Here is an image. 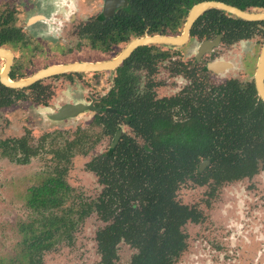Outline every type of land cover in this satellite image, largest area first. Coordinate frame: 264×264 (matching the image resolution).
I'll use <instances>...</instances> for the list:
<instances>
[{
  "label": "flooded vegetation",
  "instance_id": "1",
  "mask_svg": "<svg viewBox=\"0 0 264 264\" xmlns=\"http://www.w3.org/2000/svg\"><path fill=\"white\" fill-rule=\"evenodd\" d=\"M69 1L70 4L67 0H64L66 4L65 7L62 8L53 2L51 4L54 6L53 9L57 11L59 10L61 13L64 10H69V13L73 12V10L76 12V8H72L74 5L73 1ZM103 1V8L95 15L89 16L82 21L77 22V16L75 13H73L74 18H72L70 15H66V11H64L63 13L65 15L59 19L61 21L58 23V25L61 26L60 28L62 31L65 29V26H73V24H77L73 30V34L79 39H84L89 42V46L83 48L86 51L99 50L100 53L104 55L110 52L115 46L125 44V47L114 56L108 55L109 57L105 56L104 58L97 60H68V62L41 65L40 57L44 56V48H42V45L48 46L47 51L50 52L51 55L61 52L62 49H64L63 45H60L61 42L58 40L63 35L57 36L51 29V27L56 22V15H53L52 13L51 18L49 19L45 15L47 13L40 11L41 8L45 7L46 2H44V4L39 7H35L33 4L31 5V9L37 8L41 13L30 17L28 24L25 27H22L21 24L16 22L15 8L7 7L0 12V48H4L10 52L9 54H6L8 58L6 56H0V94L5 95V103L0 106V113L2 109L10 107L18 101H29L30 103H35L38 105L42 104L45 107H48L51 111L47 113V116L53 120H69L72 118H77L80 115L86 114L88 112L94 114L93 118L88 124V127H80L76 136L77 138L75 137L72 139V141H69L66 148L58 147L55 149V151H53L57 165L54 168V173L49 176H55L57 169L62 171L60 174L61 177L59 179L64 181L68 187L67 197L60 207L54 208L51 211L46 210L43 212L45 215H50V212H52L56 216L63 218L64 221L70 220V222L67 224V226H63L65 228L60 229L59 233L55 230L54 226L52 227L53 235L49 239V243L38 249V253L33 255L31 263L29 262L30 257H28L23 261H12V264H45V254L55 249L63 242L72 244L78 226L92 213H96L98 217L103 222H105V225L99 228L95 235L100 259L94 264H119V250L122 243L130 245L136 250L133 253L129 264H176L182 254L189 247V233L186 229V226L189 223L199 224L206 219V214L199 207V205L188 204L179 199L178 193L183 185L187 184L188 182H192L198 186L209 185L211 189L207 195L210 198L214 197L216 191L219 190L224 184L235 181L238 182L243 179H252L255 175L259 174L264 167V156L261 155L262 152H258L260 156L256 157L254 170L249 171L251 174H246V172H248L247 170L244 174H241L238 177L226 176L225 174L221 179L209 177L206 181H203L200 179V173L205 172L211 166V160H200L194 171L189 173V176L184 180L177 182V185L173 190V194L171 196L172 202L169 203L166 208L167 212L164 213V215L172 216L170 231L166 232L167 230L165 229V225L169 224H163L156 221L154 228L158 230L159 226H161V228L158 230L159 235L157 234V239L160 243L164 244V248L157 249L155 252H152L150 255V259L152 261L148 260V248L150 247L148 245L150 240L148 234L151 232V230H148V228L152 227L154 217L156 216L155 219H158L161 217V214H147L146 211H149V209L145 208L147 204L145 203V205L142 206L140 198H137L135 194L128 195L124 193L121 195L120 193H117V190H115V193L112 194L114 199H109L107 196L108 193L106 194V191L110 190L109 188L111 185L106 183V181H104V176L101 175L104 168L103 170L95 169L93 166L90 167L89 165L94 160L105 158V154H110L112 151L116 152L114 149H116V147H118L122 141L124 142L126 137L134 139V142L140 146H143L146 143L143 138L145 136L141 134L134 126H132V124H130L128 121V114L124 109L121 108L125 95H127L129 90L134 91L138 95H141L145 92L148 93L149 91L153 93L156 100H169L170 103H167V107L163 110L161 109V112L168 116L172 126L176 122L181 125L196 123L199 117H202V121L205 123L214 122L219 116V118L223 120L225 115L234 114V111L236 110L234 105L236 107L242 105L244 109L247 108L245 121H260L259 125H262L260 126L261 132L258 134V136L264 137V117L261 114L257 116L261 108H264V99L258 92L256 81L259 59L264 46V20L249 21L222 10V12H219V15L222 16L220 18L221 24L217 25L214 23L216 14L212 15V21L214 22H210L209 25H207L205 21H202V23H197L202 15L208 11L207 10L194 22L186 43L181 45L150 43L139 46L127 59H125L114 69L72 70L55 73L46 77L38 78L32 83L25 85L22 84L17 87L10 86L1 80V74L6 69L7 59L10 57V67L6 71V74L8 75L7 80L9 82L18 83L21 80H28L38 72L55 65L74 64L80 62L99 63L112 60L116 58L132 40L138 37H143L146 35H180L183 32L187 17L193 5L204 0L194 3L188 9L187 13L179 18V21L174 28L167 27L165 30L161 29L159 31H152L148 30L147 28L143 34H132L128 39L121 40L119 42H114L110 34H106L105 24L109 19L114 17L118 11L129 6L130 0H127V4L117 7L112 14L106 13L107 1ZM243 10L260 12L256 11L254 8H247ZM39 23L44 26V30H39ZM30 26L34 27L33 39H30L26 34V29ZM218 27L220 28V31L217 30ZM260 35H263V43L256 62L253 59H250L244 65L246 66V69L248 68L246 72L248 71L249 73H251L252 68H255L250 74L251 77L243 76L241 79L236 75L224 76V74L227 71L233 69L235 65L232 61L225 60L223 57H221V54L223 53L222 50L224 48L228 49L229 46L240 41L249 42L252 39L254 40V37ZM193 39L199 40L200 43L194 57L188 61L176 59L172 56L169 49L161 50L157 47L158 45H167L175 48L183 47ZM33 40H36V47H31V41ZM207 40L212 42V46L204 49V52L200 53L201 43ZM141 47H147V57L148 55L151 57V63H148V60L146 64H138L136 60L129 61L134 53ZM18 48L25 50V54H23L22 58L19 54H17ZM78 51L80 52V50ZM25 59H27V62H24ZM127 61L129 62L127 63ZM160 61L163 62L162 67L165 70L164 73H166L164 79L155 77L159 70L158 67ZM218 61L221 62V64L218 65L216 70L209 67L211 63ZM109 71L114 72L113 82L109 90L103 93L101 96L91 97L90 100H86V102H65L61 105L51 103V99L54 96V89L51 83H44L45 79L53 78L56 75L61 74H66L69 77H73L76 74H97L100 72ZM123 74H125V76H123ZM177 78H179L178 81H180L179 83H182V85L175 86L176 84L178 85ZM143 79L144 83H142ZM172 79L174 80L173 83H175L173 87H177V90L173 94L164 95L161 97L158 96V88L163 87L164 85L166 87H170L172 85ZM111 95H114L118 101L115 103L106 102L105 99H110ZM68 106H76L79 110L73 112H70L69 110L67 111L65 109H69ZM233 108L235 110H233ZM63 111L68 112L69 115L65 116L63 119H56L55 117ZM256 117H258V120H256ZM109 118L111 119L110 122ZM224 123L227 124L228 122L225 120ZM124 126H127L132 133L125 131ZM94 127H98L99 129L97 130ZM117 135H119V138L116 141ZM105 136L113 138L111 144L104 151L93 155L85 165L88 171L93 172L96 175L98 183L101 186L100 193L94 200H91L85 204L82 203L78 209L72 208L71 204L68 205V208H65V204L70 199L73 192L72 185L66 178L69 168L73 162L72 158L76 154L88 155L93 149L91 147L89 149V145H86L87 143L92 142L90 139L94 140L95 137V141H100L102 140V137ZM47 138L48 137L46 134L45 136L40 137V143H33L34 137L31 136L29 130L19 137L4 138L0 135L1 140L9 141L10 147L15 146L18 143H16V141L19 139L23 140L25 143L24 148L19 147L17 151L13 150L14 153L12 154H9L8 151L0 148V156H5L19 164H28L33 157L39 155ZM76 140H78V143L73 147V149L67 150L69 143ZM92 144L94 145V142ZM76 146H81V151L74 150ZM226 149L227 148H225V150ZM26 151H32L30 152L31 155L28 156ZM56 151L63 153L67 152L68 156H70V161L66 164L64 161L59 163V160L56 158ZM152 152L154 153L156 151L152 150ZM114 156L115 159H117V153ZM111 169L113 170V173H117V166H111ZM55 177L57 178L58 176ZM43 181L40 184H35L29 187L27 206L33 212H35V215H33L30 220L24 222L35 220L38 224H40V218L42 215H40L38 211H35L34 208L30 206L29 201L32 197V189L41 185ZM245 192L246 190L238 192V205L239 207L241 206V208L243 206L246 207L245 205L247 201L245 198L249 197L248 195H246V197L243 194ZM244 210L245 208H243L240 212L243 213ZM118 217L122 220V230L116 231L112 228L113 226H116ZM37 223L36 225L39 226ZM234 226L237 228L239 226V228H241V224L239 225L237 222L234 223ZM22 239L23 238L21 237L20 242ZM23 252L24 246L22 245V248L19 246L16 254L11 257V260L25 259L22 256Z\"/></svg>",
  "mask_w": 264,
  "mask_h": 264
},
{
  "label": "rangeland",
  "instance_id": "2",
  "mask_svg": "<svg viewBox=\"0 0 264 264\" xmlns=\"http://www.w3.org/2000/svg\"><path fill=\"white\" fill-rule=\"evenodd\" d=\"M67 1L70 4V1ZM72 1L74 4L72 8H76V12L74 10L70 13L69 10L64 11H66V15H70L72 18H74L73 13H75L77 22L98 13L103 8L104 3L103 0ZM44 2H46L45 7L41 8L40 11L49 14H45L49 19L52 13L56 15V22L51 29L57 36L63 35L58 40L64 49L51 55L47 51L48 46L42 45L44 56L40 57L41 65L68 62V60L102 59L108 55L114 56L125 47V44L115 46L104 55L99 50H84L83 48L89 46V42L79 39L73 34L77 24L65 26L63 31L60 28L61 26L58 25L61 21L59 19L65 14L64 11L61 13L59 10L53 9L54 6L51 3L53 2L62 8L66 4L64 0H0V12L7 7L15 8L16 22L25 27L30 17L41 13L37 8L31 9V5L39 7ZM256 11L261 10L256 9ZM38 28L44 30L41 23L38 24ZM33 32L34 27L32 26L26 29V34L30 39H33ZM199 43V40L193 39L183 47L175 48L167 45H158L157 47L161 50L169 49L176 59L188 61L194 57ZM262 43L263 35H260L249 42L240 41L229 46L228 49L224 48L221 57L232 61L235 65L224 76L236 75L241 79L243 76L251 77L250 74L255 68H252L251 73L248 71L247 73L248 68L246 69L244 65L250 59L256 62ZM31 44V47H36V40L31 41ZM17 54L22 58L25 50L18 48ZM24 62H27V59ZM162 66L163 62L160 61L159 70L155 75L156 78L164 79L166 76ZM113 77L114 72L111 71L97 74L82 73L73 77L61 74L45 79L44 83H51L53 86L54 96L51 103L61 105L65 102H86L91 97L101 96L111 87ZM179 78H177V81ZM171 81L172 85L170 87L164 85L158 88V96L173 94L177 90V87H173L174 80ZM179 82L175 86L182 85ZM142 83H144V79ZM50 111L48 107L42 104L18 101L14 105L2 109L0 113V135L2 137H19L28 130L31 136L34 137L33 143H40V137L46 134L48 137L39 155L33 157L28 164H19L5 156H0V261L3 264H12L11 257L18 250L22 237L19 224L30 220L35 215V212L27 206L29 187L40 184L54 173L57 163L53 151L58 147L66 148L68 142L77 136L80 127H88L94 115L88 112L77 118L58 121L47 116ZM94 128L99 129L98 127ZM124 129L128 133H132L127 126H124ZM112 140V137L105 136L102 137V140L95 141L94 137V140L90 139L92 142L86 144L89 145V149L90 147L93 148L88 155L76 154L72 158L73 162L66 178L72 185L73 192L66 202L65 208H68V205L71 204L72 208L78 209L82 203H88L98 196L101 186L96 175L88 171L85 165L93 155L104 151ZM81 149V146L74 148L77 151H81ZM210 189L209 185L198 186L188 182L183 185L178 193L179 199L183 202L199 205L206 214V219L199 224L189 223L186 226L189 233V247L176 264H264V167L252 179L224 184L216 191L214 197L209 198L207 193ZM242 190H246L243 194L249 197L245 198L247 201L246 207L241 208L238 205V192ZM243 208L245 210L241 213L240 211ZM233 222L241 224V228L239 226L238 228L235 227ZM104 225L105 222L96 213H92L78 226L72 244L63 242L45 254V264L97 263L100 256L95 235L97 230ZM135 251L130 245L122 243L118 263L129 264Z\"/></svg>",
  "mask_w": 264,
  "mask_h": 264
},
{
  "label": "trees",
  "instance_id": "3",
  "mask_svg": "<svg viewBox=\"0 0 264 264\" xmlns=\"http://www.w3.org/2000/svg\"><path fill=\"white\" fill-rule=\"evenodd\" d=\"M198 1L200 0H130L129 6L118 11L107 21L105 32L110 34L114 42H119L128 39L132 34H143L147 28L152 31L165 30L167 27L174 28L179 18ZM217 1H223L242 9L264 8V0ZM219 12L222 10L210 9L197 23L205 21L209 25L210 22H214L212 15L216 14L214 23L219 25L222 17ZM217 30L220 31V28L218 27ZM146 50H148L147 47L139 48L129 61L136 60L138 64H146L148 60V63H151V57L149 55L147 57ZM105 100L108 103L118 101L114 95ZM4 103L5 95L0 94V106ZM167 103H170L169 100H156L153 93L149 91L138 95L129 90L121 108L128 114L130 124L145 136L143 138L146 143L140 146L134 142V139L126 137L124 142L122 141L114 149L116 152L105 154V158L94 160L89 165L95 169L103 170L104 168L105 171L103 170L101 175L104 176V181L111 185L110 190L106 191L109 199H114L112 194L115 190L121 195L135 194L137 198H140L142 206L147 204L145 207L149 209L146 211L147 214H161L158 219L154 217L152 227L148 228L151 230L148 234L150 237L149 261H152L150 259L152 252L164 248V244L157 239L161 226L156 230L154 228L156 221L169 224L165 225V229L166 232L170 231L172 216L164 215V213L167 212L166 208L172 202L173 190L177 182L184 180L189 173L194 171L200 160H211V166L205 172L200 173V179L206 181L209 177L221 179L225 174L238 177L247 170L246 174H251L249 171L254 170L256 157L260 156L258 152H262L261 155L264 156V137L258 136L262 124L259 125L260 121H245L247 108L244 109L242 105L238 107L234 105L236 109L233 108L234 114L225 115L223 120L219 116L214 122L205 123L202 117H199L196 123L181 125L176 122L172 126L168 116L161 112V109L167 107ZM259 114L264 117V108H261L257 116ZM225 120L227 124L224 123ZM16 143L15 146L10 147L9 141L0 139V148L12 154L13 150L17 151L19 147L24 148L25 146L21 139ZM77 143L78 140L69 143L67 150H72ZM152 150L156 152L153 153ZM30 152H27L28 156L31 155ZM116 153L117 159L114 156ZM56 158L59 163L64 161L66 164L70 161L67 152L56 151ZM111 166H117L116 174L113 173ZM61 173L62 171L57 169L55 175L58 176L57 178L48 177L41 185L32 189L29 204L42 215L40 224L32 220L19 225L23 238L19 246L21 248L22 245L24 246L22 256L25 259H12L11 262L23 261L30 257L29 262L31 263L38 249L49 243L53 235L52 227L54 226L59 233L60 229L65 228L63 226H67L70 222V220L64 221L52 212L50 215H45L43 212L60 207L67 197L68 187L64 181L59 179ZM121 225L122 220L118 217L116 226L112 229L122 230ZM0 264L3 263L0 261Z\"/></svg>",
  "mask_w": 264,
  "mask_h": 264
},
{
  "label": "water",
  "instance_id": "4",
  "mask_svg": "<svg viewBox=\"0 0 264 264\" xmlns=\"http://www.w3.org/2000/svg\"><path fill=\"white\" fill-rule=\"evenodd\" d=\"M106 13L107 14H112L114 10L122 5L127 4V0H106ZM221 9L225 12H229L231 14H234L237 17H240L245 20L249 21H259V20H264V8L260 12H251L248 10H243L237 6L222 2V1H217V0H204L201 2L196 3L193 5L191 8L189 15L187 17L184 29L182 34L177 35V36H168V35H154V36H143V37H138L132 40L126 48L114 59L109 60V61H104V62H99V63H87V62H80V63H74V64H61V65H55L52 67H49L47 69H44L37 74H35L33 77L29 78L28 80H21L18 83L15 82H9L7 79V74L6 71L10 67V58L7 59L6 63V69L3 71L1 74V80L10 85V86H20L22 84H29L32 83L33 81L37 80L38 78L46 77L51 74L55 73H61V72H67V71H72V70H110L114 69L117 66H119L125 59H127L131 53L139 46L150 44V43H163L167 45H181L187 42L189 35H190V30L194 24V22L200 17L201 14H203L205 11L209 9ZM212 46L211 41H204L200 45V53L204 52V49H207L208 47ZM9 54L10 52L4 48H0V56L5 57L6 54ZM7 57V56H6ZM8 58V57H7ZM221 62H214L209 65L210 68L216 70L218 65H220ZM264 46L261 52V56L259 59V64L257 68V73H256V81H257V88L258 92L261 95V97L264 99ZM70 112L77 111L79 110L76 106H68ZM69 115L68 112L63 111L62 113L58 114L55 118L56 119H63L65 116ZM119 135L116 137V141L119 138Z\"/></svg>",
  "mask_w": 264,
  "mask_h": 264
}]
</instances>
